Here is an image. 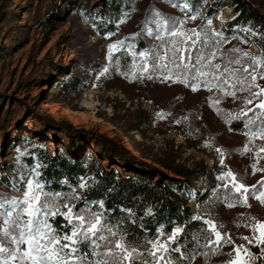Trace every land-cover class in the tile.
I'll return each mask as SVG.
<instances>
[{
	"label": "rangeland",
	"instance_id": "rangeland-1",
	"mask_svg": "<svg viewBox=\"0 0 264 264\" xmlns=\"http://www.w3.org/2000/svg\"><path fill=\"white\" fill-rule=\"evenodd\" d=\"M109 1L0 0V47H3L0 49V152L4 156L0 161H10L7 153L12 152V148L27 137L42 140L51 153L54 148L67 143L69 138L57 127L44 126V119L51 117L55 123L61 119L75 128L93 130L111 138L134 156L140 157L141 154L136 152L129 137L146 154L168 163L173 160L175 165L186 168H212L208 179L215 180L217 184L221 183L216 180L217 174L231 171L239 183L250 189L256 185L257 189L264 190L259 184L264 181V153H261L260 158L255 155L256 150L264 146V141L256 139L249 142L243 133L230 132L224 119L226 113L240 111L239 100L222 96L218 91L209 93L201 90L193 93L182 84L160 80L156 84L145 85L142 98L131 100L117 89H103L100 81L102 78L95 80L99 68L107 65L108 43L118 42L122 35L141 30L144 19L153 9L163 10V6L150 0H130L133 10L121 26L122 31L109 39H103L93 26L94 22L89 19V14L94 17L103 14L107 18L104 9ZM251 2L256 6L255 9H259L260 5L264 10V0ZM77 9L80 10L79 13L73 14ZM215 14L220 17L216 18ZM215 14L209 16L212 20L211 29L214 31H218L221 24L231 21L235 16L229 5ZM170 16L184 19L181 12H172ZM204 18L200 13L197 20H186L185 27H198ZM95 23L98 25L99 21ZM233 27L260 34L258 27L250 23H239ZM241 33L248 37L247 44L235 40L227 43V46L230 49L239 47L250 55L264 56L258 47L259 43L264 46V37L252 36L251 31ZM150 41L155 43L151 38ZM88 63L95 64L94 71L89 70ZM78 66V73L83 80L80 92L62 95L58 100H53L58 95L55 87ZM93 83L97 87L93 88ZM259 83L264 85V81ZM151 87L156 91L161 89L163 96L159 103L153 102L159 95L151 94ZM210 98H219L221 102L212 107ZM53 101L59 106L58 120L53 116H42V112ZM167 103L168 107L165 108ZM157 111L166 113L164 120L154 117ZM145 115L148 117L146 122L142 121ZM184 117L188 119L185 120ZM111 118L117 124L110 122ZM177 119L181 120V124L175 123ZM134 121H140L139 129L125 133L127 125ZM15 131L17 135L13 137ZM3 137H6V142L1 149ZM16 139L19 140L14 143ZM77 142L82 149L92 147L86 139ZM206 143L212 147H205ZM245 146L249 151H244ZM217 147L224 153L223 157L216 153ZM221 158L224 160L223 165L219 163ZM3 165L1 164L0 170H3ZM20 176L14 178L12 184ZM193 183L195 188L189 191L188 205L194 212L197 199L195 191L203 190L204 184L200 179ZM9 193L11 198H22L14 189ZM213 211L211 219L217 225H223L219 230L232 243L225 244L216 254L212 252L208 264H227L230 258L235 257L233 249L236 246H243L255 254L250 264H264V255L261 254L264 245L256 244L253 237L258 233L252 230V225L257 221L264 223V203L249 196L247 204L237 202L231 208L225 205ZM200 260L195 264L201 263Z\"/></svg>",
	"mask_w": 264,
	"mask_h": 264
},
{
	"label": "snow or ice",
	"instance_id": "snow-or-ice-1",
	"mask_svg": "<svg viewBox=\"0 0 264 264\" xmlns=\"http://www.w3.org/2000/svg\"><path fill=\"white\" fill-rule=\"evenodd\" d=\"M167 2L183 13L184 19L165 16L153 9L144 19L139 33L108 43L107 65L99 68L95 80L99 81L113 71L129 81L158 79L182 84L193 93L218 91L222 96L239 100L241 105L240 111L225 114V122L243 121V134L249 142L256 139L264 141V85L259 83L264 81V56L250 55L239 47L221 51L224 44L233 40L248 43L247 37L242 39L238 35L239 31H251L252 36L260 34L223 24L220 31H214L211 29L212 20L207 15L198 27L186 28V20H197L207 0ZM113 3L116 4V0ZM89 19L103 39L115 34L113 29L103 31L109 24L118 30L119 25L125 22L124 19H107L103 14L98 17L89 14ZM96 21H99L98 25ZM225 31L231 34L225 35ZM145 35L156 43L138 49L134 41ZM121 49L124 50L122 55L131 58L130 67L127 59L122 65L121 59L114 58ZM217 59L220 62H216ZM123 68L129 70L124 71ZM92 87H97V84L93 83ZM220 102L219 98H210L212 107ZM154 117L164 120L166 113L157 111ZM175 123L179 125L181 120L177 119ZM205 147L212 145L206 143ZM215 151L223 157L220 148ZM244 151H249L247 146ZM261 153H264V146L256 150V157L260 158ZM219 163L223 165L224 160L221 158ZM42 167L35 164L11 186L22 198H9L0 193V264H191L198 248H210L216 254L225 244L232 243L219 230L223 225H217L213 219L203 215L192 217L195 221L202 220L204 226L193 238L195 244L187 233L181 237L180 226L167 233L161 226L144 243L133 240L129 238L128 229L121 227L126 220L113 217L103 201L76 196L75 188L68 195L51 188L46 190L45 178L40 172ZM216 180L221 183L211 189L212 195L222 198L230 208L237 202L247 204L249 196L264 203V190L257 189L256 185L250 189L239 183L231 171L220 172ZM259 184L264 188V181ZM79 187L87 188L88 183L81 182ZM74 202H82L83 206L77 207ZM57 217H62V222H56ZM252 230L258 233L253 237L256 244L264 245V223L257 221ZM140 248L145 250L139 251ZM233 251L235 257L230 258L227 264H250L255 255L243 246H236ZM261 254L264 255V249H261Z\"/></svg>",
	"mask_w": 264,
	"mask_h": 264
},
{
	"label": "trees",
	"instance_id": "trees-1",
	"mask_svg": "<svg viewBox=\"0 0 264 264\" xmlns=\"http://www.w3.org/2000/svg\"><path fill=\"white\" fill-rule=\"evenodd\" d=\"M150 1L163 6V10L158 12L165 16H170L172 12L180 13L178 9L172 8L167 0ZM228 5L232 8L235 16L223 25L233 27L239 23H250L258 27L260 36L264 37V10L260 5L258 6L259 9H255L256 6L251 0H207V3L202 5L200 13L209 17ZM132 10L133 6L130 0H116V4L110 0L104 9L108 19H124L125 22ZM79 11L77 9L73 14L76 15ZM124 13L127 15L125 16ZM123 24L119 25L118 30H115V26L112 24H109L107 29H113L115 34H118L122 31L121 26ZM220 30L221 26L218 31ZM140 31H132L122 35L120 39L133 37ZM230 34L225 31V35ZM238 34L246 37L241 31ZM134 42L138 49L152 44L146 35L143 38L137 37ZM258 47L264 54V46L259 43ZM226 49L230 48L224 44L221 51ZM73 50L77 54L74 47ZM123 51L121 49L115 53L114 58L121 59L122 65L127 59L130 67L131 58L122 55ZM216 62H220V60L217 59ZM88 66L89 70H95V64L88 63ZM78 68L79 66L74 67L71 75L55 87V93L58 95L53 100H58L59 96L62 95L80 92L83 80L78 73ZM122 70L128 71L129 68ZM107 76L100 80L103 84L102 88L117 89L131 100L144 96L142 89L145 85L158 82V79L129 81L113 71H110ZM152 89L149 91L151 94L159 95L153 99V102L159 103L161 96H163L160 93L162 91L161 89L159 91ZM164 107L167 108L168 103ZM147 120L148 117L145 115L142 121L146 122ZM109 121L117 124L112 118ZM139 122L134 121L128 124L124 132L138 130ZM44 126L48 128L57 127L69 138V141L54 148L52 153L48 151L47 144L38 138L27 137L20 141L18 145L12 148V152L7 153L10 161L7 163L0 161V166L4 164L3 170H0V193L11 198L9 192L13 191L12 180L39 163L43 165L40 172L41 176L45 178L46 190L51 188L68 195L75 188L76 196H87L90 200L103 201L106 209L110 211L113 217L126 220V223L122 224L121 227L128 229L129 238L139 240L141 243L154 236L156 230L161 226L166 233L171 228L180 226L182 227L181 237L184 238L185 233H187V237L193 239L200 234V230L204 226L202 220L195 221L192 217L203 215L204 218H212L211 214H214L215 208L227 205L222 201V198L217 199L212 195L211 189L217 184L215 180L208 179L212 168L201 166L186 168L175 165L173 160L168 163L164 159L146 154L140 149L139 144L132 137H129L136 152L141 154L140 157H137L115 140L93 130L75 128L64 123L61 119L55 123L51 117H46ZM227 128L232 133H244L245 131L243 121L228 123ZM84 139L90 142L92 147L80 148L77 140L83 141ZM18 140L16 139L14 143ZM5 142L6 137H3L1 149ZM3 157V152H0V158ZM157 166L161 168H157ZM197 179H200L204 186L203 190L195 191L197 199L193 212L188 205L189 191L194 190L193 181ZM81 182H87L88 187L80 188L79 183ZM74 203H77V207L83 206L82 202ZM93 207L96 208L97 205H93ZM56 222H62V217H57ZM193 243L195 244L194 239ZM138 250L144 251L145 249L140 248ZM197 252L198 254L193 257L191 264H195L198 259H201V263L198 264H208L207 261L212 256L211 249L198 248Z\"/></svg>",
	"mask_w": 264,
	"mask_h": 264
},
{
	"label": "bare ground",
	"instance_id": "bare-ground-1",
	"mask_svg": "<svg viewBox=\"0 0 264 264\" xmlns=\"http://www.w3.org/2000/svg\"><path fill=\"white\" fill-rule=\"evenodd\" d=\"M215 16H216V18L220 17L219 14H215ZM58 111H59V106L56 102H54V103H51L48 105V107L42 112V116H44V117L53 116L56 120H58L59 119ZM12 135H13V137H15L17 135V131H15Z\"/></svg>",
	"mask_w": 264,
	"mask_h": 264
},
{
	"label": "water",
	"instance_id": "water-1",
	"mask_svg": "<svg viewBox=\"0 0 264 264\" xmlns=\"http://www.w3.org/2000/svg\"><path fill=\"white\" fill-rule=\"evenodd\" d=\"M181 229H182V227H181Z\"/></svg>",
	"mask_w": 264,
	"mask_h": 264
}]
</instances>
